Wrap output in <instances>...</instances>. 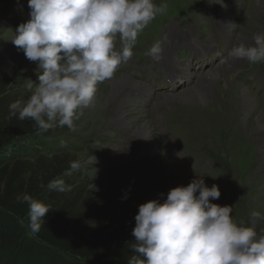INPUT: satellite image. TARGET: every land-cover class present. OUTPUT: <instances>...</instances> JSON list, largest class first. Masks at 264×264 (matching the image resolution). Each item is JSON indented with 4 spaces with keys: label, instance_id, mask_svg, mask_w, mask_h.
Wrapping results in <instances>:
<instances>
[{
    "label": "rangeland",
    "instance_id": "1",
    "mask_svg": "<svg viewBox=\"0 0 264 264\" xmlns=\"http://www.w3.org/2000/svg\"><path fill=\"white\" fill-rule=\"evenodd\" d=\"M154 3L167 8L138 35L132 58L118 66L111 80L98 83L93 104L82 110L74 129L55 127L45 143L72 153L80 162L79 170L67 176L75 183L71 191L101 195L122 210L121 216L137 215L141 204L160 199L161 193L166 199L171 189L186 187L195 178L211 187L212 174L221 197L211 202L232 206L235 223L260 232L264 221L255 223L253 213H264V61L238 59L232 65L224 58L238 36L251 45L253 34L264 32V0ZM29 12L28 0H0V75L9 73L12 93L30 92L27 85L38 84V73L42 74L38 62L27 60L11 42L18 26L30 19ZM226 21L233 22L231 30ZM156 42L162 48L159 59L147 54ZM116 46L118 50V37ZM164 58L167 68L161 63ZM211 71L215 81L200 84L198 78ZM124 77L147 85L151 93L128 99L118 112L129 87L114 81ZM220 88L227 90L229 101L240 98L235 116L216 104ZM195 92L202 97L195 98ZM251 95L259 100L254 107ZM172 96V101L165 100ZM149 129L154 141L135 147ZM44 150L31 145L22 152ZM184 151L178 158L176 153ZM256 169L262 172L254 176ZM28 241L24 251L1 250L0 264H25L26 251L32 253L31 264H64L51 261L48 253L30 250ZM63 260L84 264L69 257Z\"/></svg>",
    "mask_w": 264,
    "mask_h": 264
},
{
    "label": "clouds",
    "instance_id": "2",
    "mask_svg": "<svg viewBox=\"0 0 264 264\" xmlns=\"http://www.w3.org/2000/svg\"><path fill=\"white\" fill-rule=\"evenodd\" d=\"M28 8L30 19L18 26L11 42L27 60L38 62L42 74L38 84L27 85V100L9 105L7 118L33 121L38 131L46 132L74 129L82 110L93 104L98 83L111 80L118 66L132 58L138 35L167 5L154 0H28ZM161 52L156 42L147 54L159 59ZM238 59L264 61V32L254 33L251 45L237 37L224 60ZM184 154L176 153L178 158ZM80 166L78 160L70 162L65 175ZM46 187L71 191L62 179ZM160 197L139 206L127 264H264V229L238 225L232 206L212 203L221 197L218 185L208 187L203 178H195L186 187L171 189L166 199L163 193ZM17 199L28 205V229L38 233L50 205L26 193ZM253 217L257 224L264 221V213Z\"/></svg>",
    "mask_w": 264,
    "mask_h": 264
},
{
    "label": "trees",
    "instance_id": "3",
    "mask_svg": "<svg viewBox=\"0 0 264 264\" xmlns=\"http://www.w3.org/2000/svg\"><path fill=\"white\" fill-rule=\"evenodd\" d=\"M9 76L0 75V251H24L30 238V250L48 253L53 262L68 264L70 261L63 258L69 257L84 264H127L133 254L130 248L135 238L131 233L136 215L121 216L119 207L101 195L88 196L86 190H47V184L56 179L64 180L71 188L75 186L65 175L75 160L72 153L54 150L45 143L55 127L42 132L33 121L7 118L11 103L31 95L12 93L13 80ZM31 145L45 150L22 152ZM25 193L51 208L36 234L27 227L28 205L17 199ZM31 255V251L23 255L25 264L32 263Z\"/></svg>",
    "mask_w": 264,
    "mask_h": 264
},
{
    "label": "bare ground",
    "instance_id": "4",
    "mask_svg": "<svg viewBox=\"0 0 264 264\" xmlns=\"http://www.w3.org/2000/svg\"><path fill=\"white\" fill-rule=\"evenodd\" d=\"M226 25H228L227 27L229 28V30H231L232 28H233V22L232 21H226ZM164 57V56H163ZM167 59V58H166ZM236 61L237 60H232L231 62H230V64H236ZM161 63H162V66L163 67H165V68H167L166 67V60H165V58H164V60H161ZM173 69H175L174 68V65L173 66H170V68H169V70H170V74L172 73V70ZM195 76V75H194ZM262 76V75H261ZM216 74L214 73V72H207V73H204L203 75H201L199 78H198V80H199V83L200 84H209V83H213L214 81H215V79H216ZM122 82L121 81H118V83H117V81L115 82L114 81V84L116 83L118 86H121V85H123V86H128L129 87V92L127 93V95H126V97H125V101H124V103H122L121 105H122V107H118V112H121V111H123V106L127 103V100L128 99H132L133 97H135V96H137V97H141V96H143V95H145V94H150L151 93V89L147 86V85H145V84H139V83H137V82H134L133 80H131L130 78H127V77H124V78H122ZM219 82V81H218ZM220 90V97H219V100H218V102L216 103V104H221L222 105V109L225 111V113L226 114H232V115H234L235 116V114L238 112H236V109H237V106H238V100L240 99V98H237V97H235V99H234V101H229L228 99H227V96H226V93H227V90H226V92L224 91L225 89H223V88H220L219 89ZM207 92V91H206ZM134 94V95H130V94ZM219 94V93H218ZM244 94H246V92H244ZM191 94H190V92H189V96H190ZM238 96V95H237ZM191 97H192V95H191ZM195 98L196 97H198V98H201L202 96H201V94H199L198 92H195V96H194ZM249 97V96H248ZM174 98H173V96L172 97H166L165 98V100L166 101H172ZM250 100H252L255 104L253 105H251L252 107H254L256 104H258V102H259V100L258 99H256L254 96H250ZM258 100V101H257ZM129 101V100H128ZM210 109H216L214 106H211L210 107ZM221 109V110H222ZM253 110V109H252ZM215 111V110H214ZM247 111H249L248 109H246L245 110V112H247ZM230 114V115H231ZM202 115V114H201ZM193 119H196V117H194ZM154 137H155V135L154 136H152V131H151V129H149L148 130V132L146 133V138L143 140V142H140L138 145H136L135 147H137V146H139L140 148H145L146 147V145L148 144V143H151V142H153L154 141ZM261 151H262V153H263V157H264V146L261 148ZM258 156V155H257ZM262 169V168H261ZM261 169H256L254 172V176H256V175H260L261 174ZM210 177H209V181H210V183H208V184H210L211 186L213 185V184H217V182L216 181H214V179H213V175L212 174H210L209 175Z\"/></svg>",
    "mask_w": 264,
    "mask_h": 264
}]
</instances>
